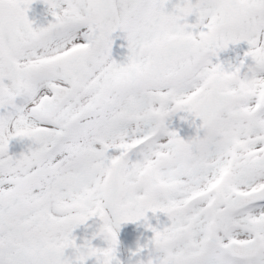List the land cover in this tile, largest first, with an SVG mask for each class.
I'll return each mask as SVG.
<instances>
[{
  "label": "snow or ice",
  "instance_id": "obj_1",
  "mask_svg": "<svg viewBox=\"0 0 264 264\" xmlns=\"http://www.w3.org/2000/svg\"><path fill=\"white\" fill-rule=\"evenodd\" d=\"M34 2L0 0V264H122L141 220L129 264H264V0Z\"/></svg>",
  "mask_w": 264,
  "mask_h": 264
},
{
  "label": "rangeland",
  "instance_id": "obj_2",
  "mask_svg": "<svg viewBox=\"0 0 264 264\" xmlns=\"http://www.w3.org/2000/svg\"><path fill=\"white\" fill-rule=\"evenodd\" d=\"M175 2V0H173ZM29 18L34 21L36 25L40 24H46L48 20L52 19L50 13L48 12L47 5H45L42 0H35V2L32 4L30 10H29ZM190 21L194 20V17L189 18ZM248 45L246 42H241L237 45H229V47L226 50H223L220 52L219 57L220 60L227 62H233L235 63L239 58L243 57L244 52L247 50ZM214 62H215V58ZM250 60V58H249ZM181 114L174 115L171 117V123L170 127L176 129L178 132L181 130L184 125L182 124V120L180 119ZM180 121V122H179ZM186 125L190 126L189 123L186 121ZM194 130V129H193ZM182 131V130H181ZM191 136V135H189ZM264 204V203H262ZM151 213V212H149ZM152 214V213H151ZM95 219H90L85 225H81L78 228L74 230V235L77 234H84L87 232L89 228H91V225L93 224ZM153 226H164V224L168 223L167 217L163 213H157L155 215L152 214V220L150 222ZM90 226V227H89ZM132 234L135 236H147L150 238L152 236V232L150 229L145 227V222L143 220L138 221V222H128L124 223L120 226L118 230V237H119V244L117 248V254L118 256L121 257V251H123V254L125 258L127 257V250L128 248L126 247L124 243V239L127 235ZM121 237V238H120ZM123 239V241H122ZM99 247H106L107 242L103 239H101Z\"/></svg>",
  "mask_w": 264,
  "mask_h": 264
},
{
  "label": "water",
  "instance_id": "obj_3",
  "mask_svg": "<svg viewBox=\"0 0 264 264\" xmlns=\"http://www.w3.org/2000/svg\"><path fill=\"white\" fill-rule=\"evenodd\" d=\"M97 227H98V224H97V222H96L95 225H94V228H93V229H92V230H91L86 236L77 238V242H78V243H81V242H83V240H84L85 238H91L93 232L97 230ZM99 238H100V237H95L94 239H92V243L95 245L96 241H97ZM131 243L134 244V241H133L132 239H131ZM66 251L70 253L72 250L69 249V250H66ZM133 252H134V251H133ZM131 257H132L133 260L135 259V257H133V256H131Z\"/></svg>",
  "mask_w": 264,
  "mask_h": 264
},
{
  "label": "flooded vegetation",
  "instance_id": "obj_4",
  "mask_svg": "<svg viewBox=\"0 0 264 264\" xmlns=\"http://www.w3.org/2000/svg\"><path fill=\"white\" fill-rule=\"evenodd\" d=\"M122 264H124V262H122Z\"/></svg>",
  "mask_w": 264,
  "mask_h": 264
}]
</instances>
